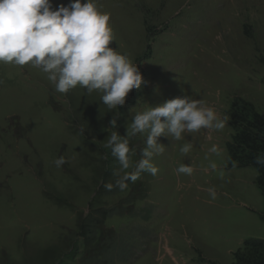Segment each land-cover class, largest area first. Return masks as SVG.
Masks as SVG:
<instances>
[{"label": "rangeland", "instance_id": "1", "mask_svg": "<svg viewBox=\"0 0 264 264\" xmlns=\"http://www.w3.org/2000/svg\"><path fill=\"white\" fill-rule=\"evenodd\" d=\"M94 3L110 14L109 46L145 81L118 108L121 136L137 112L185 94L215 107L225 127L160 137L158 173L109 191L120 166L104 147L114 113L101 94H60L39 68L0 63V264H232L247 239H264L257 170L230 166L228 150L233 102L264 114V0ZM143 140H130L133 165Z\"/></svg>", "mask_w": 264, "mask_h": 264}, {"label": "clouds", "instance_id": "2", "mask_svg": "<svg viewBox=\"0 0 264 264\" xmlns=\"http://www.w3.org/2000/svg\"><path fill=\"white\" fill-rule=\"evenodd\" d=\"M109 21L110 14L99 11L94 0H71L67 6L61 4L57 8H53L51 0H0V63L39 68L60 94L77 86L89 95L98 92L102 103L114 113L109 121L113 131L104 144L120 166L114 172V183L104 185L111 191L114 187L126 189L129 181L136 182L144 173H158L153 158L164 151L158 142L160 137L179 141L185 133L218 132L225 127L227 117L203 100L185 94L137 112L121 136L115 130L118 108L145 81L137 64L109 46L115 41ZM138 135L144 140L140 159L133 165L131 155L135 150L130 140ZM191 149L192 145L186 143L180 151L188 154ZM209 151L218 154L215 145ZM54 163L60 168L67 160L61 155ZM256 163L264 165V154L257 156ZM130 168L132 171H128ZM192 171L185 164L177 168L178 173ZM212 197L215 198L214 192Z\"/></svg>", "mask_w": 264, "mask_h": 264}, {"label": "trees", "instance_id": "3", "mask_svg": "<svg viewBox=\"0 0 264 264\" xmlns=\"http://www.w3.org/2000/svg\"><path fill=\"white\" fill-rule=\"evenodd\" d=\"M148 34L149 37L153 35L151 31ZM229 116L234 130L233 139L228 144L230 166L254 167L257 170L256 184L264 196V165L256 163L257 156L264 154V114L253 103L238 98L233 102ZM232 264H264V239H247L234 253Z\"/></svg>", "mask_w": 264, "mask_h": 264}]
</instances>
